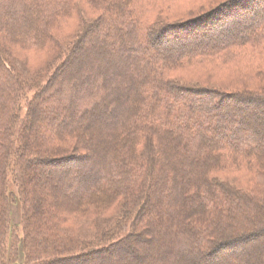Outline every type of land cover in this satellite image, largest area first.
<instances>
[{
	"label": "trees",
	"instance_id": "1",
	"mask_svg": "<svg viewBox=\"0 0 264 264\" xmlns=\"http://www.w3.org/2000/svg\"><path fill=\"white\" fill-rule=\"evenodd\" d=\"M73 1L12 0L11 8L19 6L24 13H38L37 31L32 34L24 31L26 44L47 46L48 24L52 19L65 18L74 6ZM239 1L219 0L201 18L193 16L185 21L158 24L151 21L152 11L140 14L144 17L137 16L135 12L142 0H100L99 3L87 0L92 8L105 11L107 18L100 23V28L106 27L105 35L118 38L124 55L122 60L113 63L107 60L113 57L110 41H101L102 46L98 40L88 41L84 59L96 49L97 56L107 55L106 61L92 60L88 66L90 73L80 74L83 64L80 58L74 69L68 70L69 77L58 83L57 93H51L49 88L45 90L50 98H46V103L52 106L48 115L57 117L62 112L69 115L66 120L59 118L54 127L50 124L48 133L39 131L42 123L36 122L37 109H29L28 116L20 119L17 104L27 84L21 82L0 50V231L3 237L13 233L9 211L16 200L24 206L21 225L26 227V237L16 245L7 248L5 239L0 262L12 261L7 255L9 249L17 257L23 252L24 264H102L115 251L120 249L122 253L123 243L129 238L145 237L151 231L153 221L148 204L156 203L155 190L158 200L166 196L172 201V214L166 222L160 221L159 226H168L165 232L176 234V239L181 241L177 251L162 253L168 257L165 264H192L189 259L196 257L203 262H215L237 253L243 245L256 239L257 230L252 226L260 224L264 194L246 192L225 178L212 176V172L251 167L255 162L258 176L264 177V126L257 125L256 117L264 108V86L252 92H221L215 88L181 85L171 78L179 69L203 65L205 61L230 65L251 56L264 58V0H251L246 8H231L232 15H219L220 10ZM214 21L218 22L215 28L211 26ZM204 28L208 31L204 32ZM205 36L208 41L203 40L206 43L194 48H159L167 42L183 41L187 45L191 39ZM143 38L145 43L141 42ZM125 71L128 81L120 78ZM126 84L129 85L126 87ZM246 107H251L253 114L244 113ZM75 117L78 122L71 125ZM234 121L239 126L231 130L228 124H235ZM16 129L19 135L13 138ZM46 144L49 146L43 151ZM67 145L73 146L72 151L65 150ZM85 146L95 163L91 174L59 172L48 179L51 187L47 188V194L34 190V166L61 167L87 161L88 154L84 156L75 151ZM170 160H174L173 165L180 174L175 170L169 172ZM12 165L16 167L14 178L21 186L17 192L7 184V172ZM186 169L189 177H180ZM38 173L40 177L42 172ZM63 183L72 186L59 188ZM170 186H174L173 191ZM185 197L189 201L186 207ZM118 202L131 207L129 211L135 213L132 233L111 244L92 249L84 247L76 252L68 250L72 244L49 242L57 233L53 230L55 226L48 225L55 222L59 226L61 222L57 214L104 211ZM230 226L243 231L228 238L224 233ZM161 244L166 248L170 243ZM193 249H196L195 256ZM131 252L137 255L135 249L128 251ZM40 254L48 257L38 259ZM140 259L134 262L139 263ZM245 261L252 264L247 258Z\"/></svg>",
	"mask_w": 264,
	"mask_h": 264
},
{
	"label": "rangeland",
	"instance_id": "2",
	"mask_svg": "<svg viewBox=\"0 0 264 264\" xmlns=\"http://www.w3.org/2000/svg\"><path fill=\"white\" fill-rule=\"evenodd\" d=\"M168 1L169 0H142L139 9L135 13L137 16L144 17L147 11H152L151 21L158 24H164L166 22L173 23L178 20L185 21L189 17L193 16H198L201 18V16L208 14V11L212 9L210 6L214 3H218L217 1L219 0ZM96 2L99 3L100 0H96ZM252 2L253 1L251 0H240L238 3L236 2L237 4H235V6L232 4L231 6L220 10L219 15H232L231 8L237 6H239V8H242L243 6L246 8L251 5ZM152 3H154L152 5V7H154L153 10L151 7ZM73 4V7L71 5L72 10L68 12L65 18H59L57 20L52 19L53 21L51 20V22L48 24L46 32L50 41L47 42V46L40 48L41 46L29 47L26 44L27 41H24V31L27 32L29 30L28 32L31 34L34 32V30L37 31L38 22L36 16L38 13H24L22 8L19 6L11 8V6H13L12 0H0V50L2 54L6 56L8 62H10V65L15 69L16 73L21 78V82L27 84V89L21 93V99L17 104L20 106V119H24L28 116L30 111L29 109H37L39 115L36 122L41 121L42 125L40 126L41 129L39 130L41 132L48 133L47 129H51L50 124L53 126L59 118L61 120H66L69 118V115L67 113L65 114L64 112L59 114L57 117H50L48 115V112L52 106L49 105V103H46L47 99L50 98L48 97V92L45 90L49 88L51 93H57L56 91L58 90V83L61 79L64 81L69 77L68 70L71 68L74 69L80 58L83 59L80 74L84 73V71L90 73L88 72V66L90 65V62L92 63V60L101 62L103 61V63L106 61L105 57H107V55L98 54L97 56V53H95L97 52L96 49L84 59V52H86V50L89 48V40L93 42L98 40L101 46L103 45L101 41H110L114 49L113 51L110 49V51L113 53V57H107V60H111L113 63H117L119 60H122V55H124V49H122L118 38L110 34L105 35L106 27L101 26L100 28V23L103 22V19L106 20L107 18L105 11L99 7H97L98 9L95 7L92 8L88 4L87 0H74ZM140 14L144 15L141 16ZM245 19L246 18L243 20ZM216 21L211 23L213 28L218 26V22L216 23ZM27 27L31 28V30L29 28L27 29ZM203 31L206 32L208 30L204 28ZM201 32L198 33H204ZM242 34L243 33H240V35ZM85 37L87 38L84 39ZM169 38L170 37H168V40L171 39ZM207 38L208 37L205 36L201 39H191L187 45L186 42L184 43L183 41H178L177 43L173 44L167 42L165 45H160L159 48L160 50H180L182 48L190 49L196 47L197 45H201L203 40H207ZM141 42L145 43V39L143 38ZM204 43L206 42H203L202 44ZM70 57L74 58V60L70 59ZM103 58L105 60H103ZM206 62L208 61H205L203 65H193L191 67L189 66L179 69L178 71L174 72V74H172L171 78L181 85L212 89L215 88L221 92H252L256 88L264 86V58L251 56L243 61L239 59L237 62L235 61L230 65H223L222 62L220 63V61L213 63ZM120 78L123 79V81L124 79L127 80L126 71L122 73ZM127 85L129 84H126V87ZM104 87L108 89L106 85H104ZM112 103L113 105L116 104V102ZM229 109L232 110V108H228V110ZM252 110L253 109L251 107H246L243 112L247 114H253ZM259 113L260 114L256 116L258 118L257 125L261 127L264 126V108H262L261 112ZM77 119L78 118L76 117L73 118L70 122L71 125L76 124L74 122H78ZM236 122L234 121L235 124H228V128L231 130L237 128L239 123ZM106 124H109V121L106 122ZM253 128L254 130H259L258 127ZM14 133L15 135L13 138L18 137L19 130L16 129ZM226 133H228L227 136L229 137L230 134L228 130ZM250 137L252 138L253 136L250 135ZM74 143H76L75 140ZM72 145H67L65 150L72 151ZM48 146V144L44 145L43 151H46ZM87 148L88 146H85L84 149L75 150L77 151V154L83 153L84 156L88 154L90 158L87 161L76 164L72 163L61 167L45 164L34 166L35 168L33 171H35L36 174V178L34 181L32 180V184H35L33 185L34 190L38 189V192L41 191V193L47 194V188L51 187L48 185V179L50 177H56L59 172H69L73 174L83 172L86 174H91L93 171L92 165L95 163L93 161L92 153L90 154L89 151H87ZM154 152H156L155 147ZM16 163L18 164L17 160ZM173 163L174 160H170L169 172L175 170V173L180 174ZM251 164V167L242 166L238 168L232 167L230 170H216L215 172H212V176L218 177L221 180L225 178L228 182L239 189H243L246 192L248 191L258 195H263L264 177H260V174L258 176V168L256 167V163L253 162ZM38 171L42 172L43 176L41 175L40 177H37L39 174ZM15 172L16 167L12 165L7 172L9 173L7 184L11 190L17 192L21 186L14 178ZM185 172L186 173L182 174L180 177L183 176L188 178L190 173L187 171V169ZM1 182L2 180L0 178V184ZM64 183L59 184V188L61 187L64 189V186L66 185L72 186V184ZM37 186H39V188ZM53 187L54 186H52L51 189L55 190ZM173 187L174 186H170V191H173ZM155 191L156 192H154L153 197L156 198V203L154 204L152 203L153 201H151L148 204V207L151 208L150 220L153 221V227L151 228V231L148 232L145 237L140 236L139 238H129L125 243H123V248L125 250L122 249V253L120 249L115 251L113 255L104 259L102 264H110V262H116L114 264H163L167 261L168 257L163 256L162 253L169 254V252H172L173 250H178L181 242L180 238L176 239L177 236L175 233H173L175 236L172 234L168 235L167 231L165 232V230L168 229V226H159L160 221L166 222V218L169 216V214H172L170 211L172 201L170 197L167 199L166 196L165 199H162V201H160V199L158 200V191ZM184 201L186 207V205L189 203L187 197L184 198ZM44 203L46 204V202ZM63 205H66V203ZM130 209L131 207L126 206V204L123 202H118L111 208H108L104 211H96L93 209L86 210V214H68L65 212H62L63 214L59 213L57 214L61 220L59 226L54 224L55 222H49L50 224L48 226H51L50 228L55 226L53 230L57 233L53 234L56 238L49 242L67 246L72 244L73 247L69 248L68 250L72 249V251L75 252L77 249H82L84 247L87 249H92L96 246L111 244L124 237L126 234L128 235L129 233H132L134 230L133 223L136 220V216L134 217L135 213L133 211H129ZM57 215H55L56 218ZM9 216L10 224L14 227V229L13 233L6 237H3V233L0 231V244L2 246L0 255L3 251V243H5V239L7 243L6 247L10 248L12 245H16L19 240L21 241L26 237V227L21 225L24 217L23 204L18 202V200L13 202L12 205H10ZM41 217H43V215ZM142 222H144V220ZM231 226L228 230L230 232L226 231L224 233V236L228 238L236 237L243 231L241 228H231ZM252 228L257 230L256 239H254L251 243L243 245L244 247L242 246L243 248L238 250V254H230L229 256L220 258L217 261L211 263H209L210 261L203 262L199 259V257H196V259H189L190 262L192 264H249L245 261L247 258L252 261V264H264V212L260 216V224H253ZM245 229L247 228H244V230ZM161 242H169L170 244L168 246L171 248L168 246L163 248ZM134 249L137 255L132 252L128 253L129 250L134 251ZM195 250L196 249L191 250L194 256ZM7 255L12 257V261L10 263L0 262V264H24L23 252L18 255L19 257H17V255H14V252L8 249ZM142 255H147V257L145 256V258H143ZM47 257L48 256L46 255H38V259L41 260L46 259ZM136 257L141 258L139 263L134 262L138 259H136Z\"/></svg>",
	"mask_w": 264,
	"mask_h": 264
}]
</instances>
